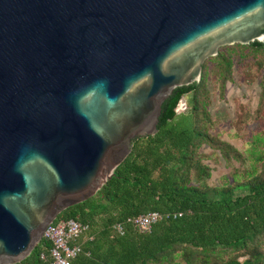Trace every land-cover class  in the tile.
Instances as JSON below:
<instances>
[{"label":"water","instance_id":"obj_1","mask_svg":"<svg viewBox=\"0 0 264 264\" xmlns=\"http://www.w3.org/2000/svg\"><path fill=\"white\" fill-rule=\"evenodd\" d=\"M264 43V0H0V264L96 195L219 49Z\"/></svg>","mask_w":264,"mask_h":264},{"label":"trees","instance_id":"obj_2","mask_svg":"<svg viewBox=\"0 0 264 264\" xmlns=\"http://www.w3.org/2000/svg\"><path fill=\"white\" fill-rule=\"evenodd\" d=\"M223 49L205 61L199 83L163 103L157 133L134 141L130 155L96 195L58 215L56 221L90 225L92 240L82 238V253L71 264H264V138L250 137L242 151L212 135L206 85L208 62L224 84L234 57L261 56L264 62V43ZM184 96L186 108L178 113ZM203 145L219 151L227 163L240 164L220 186L207 183ZM149 212L168 217L147 233L127 222ZM116 224L123 225L121 235L113 229ZM49 249L42 239L17 264H48Z\"/></svg>","mask_w":264,"mask_h":264},{"label":"rangeland","instance_id":"obj_3","mask_svg":"<svg viewBox=\"0 0 264 264\" xmlns=\"http://www.w3.org/2000/svg\"><path fill=\"white\" fill-rule=\"evenodd\" d=\"M231 47V46H230ZM219 51H227L220 48ZM230 79H219L215 65L208 62L206 85L209 92V106L207 108L214 125L210 133L221 141L227 142L238 150H245L248 139L257 134L264 138V87L261 84L264 69L261 56L247 57L240 60L234 57ZM188 96L180 101L176 112L185 110ZM201 153L206 154L204 163L210 168L209 186H220L224 178L230 177L233 167L240 164L231 161L227 163L219 151H214L203 145ZM244 258H240L242 261Z\"/></svg>","mask_w":264,"mask_h":264},{"label":"built area","instance_id":"obj_4","mask_svg":"<svg viewBox=\"0 0 264 264\" xmlns=\"http://www.w3.org/2000/svg\"><path fill=\"white\" fill-rule=\"evenodd\" d=\"M168 215L149 212L127 220L139 233L150 232L152 227ZM56 221V220H55ZM48 225L43 238L50 244L48 264H71L72 260L82 253L81 240L87 238L90 225L76 220H58ZM113 229L118 234L123 233V225L116 224ZM92 240L91 237H88ZM45 260V255H41Z\"/></svg>","mask_w":264,"mask_h":264}]
</instances>
